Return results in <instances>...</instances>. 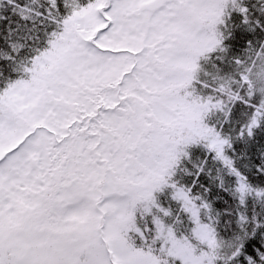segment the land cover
Wrapping results in <instances>:
<instances>
[{
    "label": "snow or ice",
    "instance_id": "1",
    "mask_svg": "<svg viewBox=\"0 0 264 264\" xmlns=\"http://www.w3.org/2000/svg\"><path fill=\"white\" fill-rule=\"evenodd\" d=\"M0 264H264V0H0Z\"/></svg>",
    "mask_w": 264,
    "mask_h": 264
}]
</instances>
